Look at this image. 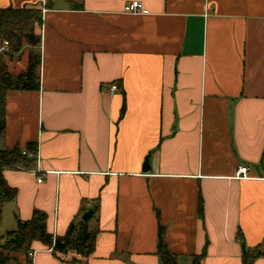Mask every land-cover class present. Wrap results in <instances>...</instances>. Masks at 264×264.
I'll use <instances>...</instances> for the list:
<instances>
[{
    "label": "crops",
    "instance_id": "0c3cea01",
    "mask_svg": "<svg viewBox=\"0 0 264 264\" xmlns=\"http://www.w3.org/2000/svg\"><path fill=\"white\" fill-rule=\"evenodd\" d=\"M65 1L0 0L42 11L39 88L6 93L0 136V149L36 142V160L2 172L16 195L0 234L41 210L63 235L96 201L88 264H160L159 223L177 264L205 243L201 264H264V0H140V15L130 0ZM30 250L7 264H78Z\"/></svg>",
    "mask_w": 264,
    "mask_h": 264
},
{
    "label": "trees",
    "instance_id": "16d2710c",
    "mask_svg": "<svg viewBox=\"0 0 264 264\" xmlns=\"http://www.w3.org/2000/svg\"><path fill=\"white\" fill-rule=\"evenodd\" d=\"M69 1V0H68ZM49 2V0H46ZM41 8L37 7H4L0 8V44L6 40L9 43L10 56L17 53L23 41L26 44L36 46L40 42V34L35 35V28L42 23ZM13 53H12V52ZM10 52V53H9ZM5 54H0V136L5 128V95L8 91L36 90L39 88L37 65L40 62V54L29 55L28 65L25 71L12 75L6 70ZM123 112V109H122ZM32 156L22 153V149L14 147L11 149H0V218L1 209L5 202L13 199L16 190L5 181L2 172L6 169L17 170L29 169L35 163L37 143L26 144L25 149ZM202 199L199 197L198 214L202 217ZM92 210L91 216L83 221L71 222L63 235H52L46 229V214L41 210H33L30 219L21 220L15 216L16 226L14 230L5 231L0 234V264H7L13 253L30 250L33 241H39L46 246H52L55 254L75 253L76 256L70 260L78 264H88L86 259L94 250L97 228L89 225L91 218L98 211V204L95 201L91 207L84 212ZM157 255L160 264H177V255L168 249L164 240L165 229L160 223L157 232ZM240 237L241 235L238 234ZM54 246H53V245ZM207 243L203 246L201 253L192 257L191 264H201L206 255ZM244 256L243 264H248Z\"/></svg>",
    "mask_w": 264,
    "mask_h": 264
},
{
    "label": "built area",
    "instance_id": "2783aa9c",
    "mask_svg": "<svg viewBox=\"0 0 264 264\" xmlns=\"http://www.w3.org/2000/svg\"><path fill=\"white\" fill-rule=\"evenodd\" d=\"M122 11L126 14H134V15L148 14V10L146 8H144V6L140 2V0H130V1L126 2L122 7ZM8 50H9V43H8V41L4 40L0 44V54H6V52H8ZM101 86H102V87H100L101 91L105 92V93L117 91V85L115 83L102 84ZM22 153L27 154L28 156H32V157L34 156L30 153H27L26 150H22ZM35 158H36V155H35ZM235 175H236V177L241 178V179H249L250 178V175L248 173V168L246 166H239L236 170ZM36 182H38V183L41 182V176L40 175L38 177H36ZM50 250H52V246H50ZM34 254H35V252L33 250H29L27 252V256L29 257L30 260L33 259ZM59 255L63 257V256H66L67 254H59ZM73 255L76 256L75 253H73Z\"/></svg>",
    "mask_w": 264,
    "mask_h": 264
},
{
    "label": "rangeland",
    "instance_id": "374dc122",
    "mask_svg": "<svg viewBox=\"0 0 264 264\" xmlns=\"http://www.w3.org/2000/svg\"><path fill=\"white\" fill-rule=\"evenodd\" d=\"M49 1H51V0H49ZM37 29L38 28L36 27L35 28V35L36 36L39 34L38 31H37ZM27 45L28 44H26V41H23L22 44H21V47H20L19 51L17 53H14L13 56H10L8 53L3 56V58H4V60L6 62L7 61H10L8 58H10V59L12 58V60H14L12 62V71H11L12 73H17V72H20V70L22 71V68L24 69V66L26 64L27 55H34L35 56V55H37L39 53L38 52L39 51L38 46H36L32 50H30Z\"/></svg>",
    "mask_w": 264,
    "mask_h": 264
},
{
    "label": "water",
    "instance_id": "95a60500",
    "mask_svg": "<svg viewBox=\"0 0 264 264\" xmlns=\"http://www.w3.org/2000/svg\"><path fill=\"white\" fill-rule=\"evenodd\" d=\"M149 158H150V155H147L146 157H145V159H144V165H143V168H142V170L144 171V172H147V171H149ZM91 214H92V210H88V211H86V212H84L83 214H82V216H81V219L83 220V221H86L90 216H91Z\"/></svg>",
    "mask_w": 264,
    "mask_h": 264
}]
</instances>
